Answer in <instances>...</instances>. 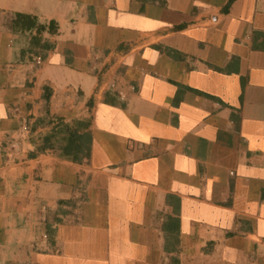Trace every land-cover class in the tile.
I'll list each match as a JSON object with an SVG mask.
<instances>
[{
	"label": "crops",
	"instance_id": "crops-1",
	"mask_svg": "<svg viewBox=\"0 0 264 264\" xmlns=\"http://www.w3.org/2000/svg\"><path fill=\"white\" fill-rule=\"evenodd\" d=\"M228 2L0 0V264H264V0Z\"/></svg>",
	"mask_w": 264,
	"mask_h": 264
},
{
	"label": "trees",
	"instance_id": "trees-1",
	"mask_svg": "<svg viewBox=\"0 0 264 264\" xmlns=\"http://www.w3.org/2000/svg\"><path fill=\"white\" fill-rule=\"evenodd\" d=\"M232 0H229V3ZM10 23L12 27L19 30H30L33 27H37L39 31L45 28L44 25H37L36 18L30 14L14 13L10 17ZM49 30L54 32L53 24L49 26ZM37 39V38H36ZM43 48H47L46 43H40ZM49 145L51 148L59 149L63 156H66L72 160H82V158H88L91 150V133L86 131L80 134L75 126L68 124H62L59 128L52 133L46 135L42 143V148Z\"/></svg>",
	"mask_w": 264,
	"mask_h": 264
},
{
	"label": "rangeland",
	"instance_id": "rangeland-1",
	"mask_svg": "<svg viewBox=\"0 0 264 264\" xmlns=\"http://www.w3.org/2000/svg\"><path fill=\"white\" fill-rule=\"evenodd\" d=\"M41 48H43L41 45H40Z\"/></svg>",
	"mask_w": 264,
	"mask_h": 264
},
{
	"label": "built area",
	"instance_id": "built-area-1",
	"mask_svg": "<svg viewBox=\"0 0 264 264\" xmlns=\"http://www.w3.org/2000/svg\"><path fill=\"white\" fill-rule=\"evenodd\" d=\"M38 62H40V60H38Z\"/></svg>",
	"mask_w": 264,
	"mask_h": 264
}]
</instances>
